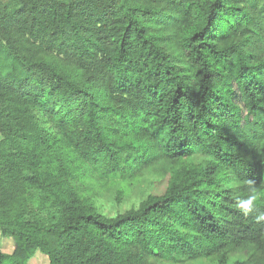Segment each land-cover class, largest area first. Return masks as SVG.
<instances>
[{"label":"trees","instance_id":"16d2710c","mask_svg":"<svg viewBox=\"0 0 264 264\" xmlns=\"http://www.w3.org/2000/svg\"><path fill=\"white\" fill-rule=\"evenodd\" d=\"M0 234V264H264V0H0Z\"/></svg>","mask_w":264,"mask_h":264},{"label":"rangeland","instance_id":"374dc122","mask_svg":"<svg viewBox=\"0 0 264 264\" xmlns=\"http://www.w3.org/2000/svg\"><path fill=\"white\" fill-rule=\"evenodd\" d=\"M165 182L163 180H158L157 176L151 173H146L138 181L126 185L125 187H120L119 184L111 185L107 189L100 187H88L87 195L94 201L99 210L112 215L118 211H122L131 206H135L139 201L144 198L148 193L159 191L164 189ZM11 238L3 237L0 234V249L5 250L11 249ZM38 252L29 264H48L45 256H40ZM9 262L7 261L6 264ZM191 264H208L207 261L202 260L198 262H192Z\"/></svg>","mask_w":264,"mask_h":264},{"label":"crops","instance_id":"0c3cea01","mask_svg":"<svg viewBox=\"0 0 264 264\" xmlns=\"http://www.w3.org/2000/svg\"><path fill=\"white\" fill-rule=\"evenodd\" d=\"M8 244H9V243H7L6 245H8ZM6 245H5V246H6ZM31 261H32V259H31Z\"/></svg>","mask_w":264,"mask_h":264}]
</instances>
